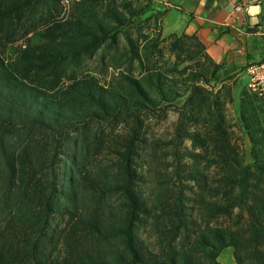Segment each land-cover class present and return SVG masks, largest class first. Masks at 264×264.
Returning <instances> with one entry per match:
<instances>
[{"label": "trees", "instance_id": "obj_1", "mask_svg": "<svg viewBox=\"0 0 264 264\" xmlns=\"http://www.w3.org/2000/svg\"><path fill=\"white\" fill-rule=\"evenodd\" d=\"M41 2L47 0H0V18L15 14L21 20L38 11ZM67 25L65 40L53 37L51 28L46 41L28 45L14 60L0 55V264H224L218 256L226 247L234 248L237 264H264V164H244L222 121L213 122L208 137L181 121V140L190 138L198 147L208 140L219 144L216 168L207 172L213 166L210 155L181 153L192 160L183 180L150 207L135 190L133 167L144 116L150 114L147 102L156 99L140 81L135 86L140 97L115 92L90 77L64 84L61 61L105 39L82 19ZM186 36L203 51L197 36ZM26 59L46 63L48 83L31 77ZM219 67L213 65L211 77ZM192 79L210 83L206 74L195 73ZM145 80L168 97L161 71L151 69ZM189 90L188 102L200 107L207 97L199 91L209 90L197 83ZM248 108L264 142L259 114L264 103L250 101ZM118 123L128 126L127 133L108 138L110 126ZM106 146L113 150L116 168L98 158ZM201 159L210 161L206 168ZM59 167L67 173L64 179ZM114 194L120 197L117 207ZM55 215L65 219L60 229L52 225ZM149 225L156 229L154 250L139 232ZM57 244L64 245L61 258L54 253Z\"/></svg>", "mask_w": 264, "mask_h": 264}, {"label": "rangeland", "instance_id": "obj_2", "mask_svg": "<svg viewBox=\"0 0 264 264\" xmlns=\"http://www.w3.org/2000/svg\"><path fill=\"white\" fill-rule=\"evenodd\" d=\"M39 5L42 7L38 11L25 15L21 20H17L15 14L0 18V55L7 60H14L28 45L46 41L47 31L51 28L53 37L65 40L64 29L69 21L77 18L94 25L97 33L105 35L103 41L88 51L61 61L62 81L67 84L90 77L115 92L135 97H140L135 87L136 81H140L144 82L145 88L156 99L155 104L147 102L150 114L144 116L141 133L143 142L133 167L136 173L135 190L150 207L171 194V189H177L183 180V173L192 160L189 156L181 158V153L195 151L210 155L213 166L207 172L216 168L215 155L220 151L219 144L208 140L203 147H198L190 138L181 140L178 137L181 121L183 125L185 121L189 131L197 130L207 137L212 133L213 122L222 121L231 146L237 149L244 164H264L263 136L261 132L255 131L257 127L252 126L254 113L248 108L250 101L255 106L264 101L249 86L246 69L235 74L211 77L213 65L204 58L198 43L186 35L164 33L162 16L153 8L150 0H47L46 4L41 2ZM115 13L123 17L121 22L114 17ZM193 53L196 54L195 59L190 57ZM23 64L32 78L35 77L39 83H48L50 76L45 62L26 59ZM151 69L161 71L166 77V99L160 96L157 88L146 83L145 78ZM195 73L206 74L210 83L202 79L194 82L192 77ZM193 83L209 90V93L199 91L207 97L200 107L188 102L189 89ZM259 114L264 119V112L259 111ZM110 128L113 130L108 138L116 134L125 135L128 131L127 125L119 123ZM256 137H260V141ZM112 151L106 146L98 158L104 159V164L116 168L117 162ZM67 159V155L62 156L65 166ZM208 163L209 160L201 159L200 166L206 168ZM62 170L63 167H59L61 178L64 179L67 173ZM209 181L213 182L212 179ZM64 185L61 186L63 189L66 187ZM185 193L191 195L188 189ZM112 200L114 206H119L118 195L114 194ZM64 221V217L55 215L52 225L60 229ZM139 232L146 239L149 249L154 250L157 245L155 227L149 225L145 231L139 229ZM55 249V256L61 258L64 245L57 244ZM221 260L232 264L233 250L225 249Z\"/></svg>", "mask_w": 264, "mask_h": 264}, {"label": "crops", "instance_id": "obj_3", "mask_svg": "<svg viewBox=\"0 0 264 264\" xmlns=\"http://www.w3.org/2000/svg\"><path fill=\"white\" fill-rule=\"evenodd\" d=\"M166 34L194 35L202 55L220 65L218 76L235 74L264 58V0H152ZM259 8L250 12V8ZM233 250L234 248H224ZM226 264L225 262H223ZM232 264H237L235 258Z\"/></svg>", "mask_w": 264, "mask_h": 264}, {"label": "built area", "instance_id": "obj_4", "mask_svg": "<svg viewBox=\"0 0 264 264\" xmlns=\"http://www.w3.org/2000/svg\"><path fill=\"white\" fill-rule=\"evenodd\" d=\"M245 69L249 75V86L260 89L264 101V58L248 64Z\"/></svg>", "mask_w": 264, "mask_h": 264}, {"label": "clouds", "instance_id": "obj_5", "mask_svg": "<svg viewBox=\"0 0 264 264\" xmlns=\"http://www.w3.org/2000/svg\"><path fill=\"white\" fill-rule=\"evenodd\" d=\"M249 11L250 12H258L259 11V8L258 7L257 8H250Z\"/></svg>", "mask_w": 264, "mask_h": 264}, {"label": "bare ground", "instance_id": "obj_6", "mask_svg": "<svg viewBox=\"0 0 264 264\" xmlns=\"http://www.w3.org/2000/svg\"><path fill=\"white\" fill-rule=\"evenodd\" d=\"M250 87H252V86H250ZM255 90H256V92L258 93V95L261 97V91H260V89H258V88H254Z\"/></svg>", "mask_w": 264, "mask_h": 264}]
</instances>
